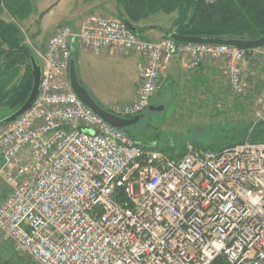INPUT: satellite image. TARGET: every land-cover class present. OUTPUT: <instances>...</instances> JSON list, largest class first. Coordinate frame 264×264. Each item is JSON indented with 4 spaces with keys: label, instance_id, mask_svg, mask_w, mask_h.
<instances>
[{
    "label": "built area",
    "instance_id": "obj_1",
    "mask_svg": "<svg viewBox=\"0 0 264 264\" xmlns=\"http://www.w3.org/2000/svg\"><path fill=\"white\" fill-rule=\"evenodd\" d=\"M19 28L41 67L30 109L0 125V233L20 257L33 264H264V142L187 145L170 157L107 124L67 78L75 42L93 53L141 56L135 100L103 109L131 119L179 58L190 70L204 59L219 63L230 92L243 96L242 64L254 52L264 61V48L150 42L121 20L92 15L79 29L58 27L37 49ZM253 111L252 127L264 123V93Z\"/></svg>",
    "mask_w": 264,
    "mask_h": 264
},
{
    "label": "rangeland",
    "instance_id": "obj_2",
    "mask_svg": "<svg viewBox=\"0 0 264 264\" xmlns=\"http://www.w3.org/2000/svg\"><path fill=\"white\" fill-rule=\"evenodd\" d=\"M53 1L31 0L34 3V10L36 7L40 9L47 8L51 3H57V5L38 21L37 26L30 20L31 24L29 21L20 23L29 42L35 48L37 46L34 39H36V33L39 32L38 28L41 29L42 33L48 32L53 27L64 23L69 18L70 11L76 15H73L72 21L62 25H71L74 20L83 22L86 18L97 15L94 13L85 14L84 12L82 15L80 13L78 15L76 13L77 9L86 0ZM89 1H87V4ZM99 3L102 6L108 3L111 5L116 4L115 0H97V4ZM110 9H114V7H110ZM114 12L115 17L103 18L116 19L117 7ZM173 17L174 15L167 17L157 14L144 24H146L145 27L154 25L156 30H159V28L167 29L171 25ZM7 18L6 15L5 19L7 20ZM144 39L154 40L153 37H145ZM258 58L257 68L259 67L260 69H257L258 74L256 76L242 72L243 80L247 84V90L243 96L236 97L230 92L227 83L219 74L220 64L211 61L212 75L204 81L203 85L198 86L199 90L196 92V97H189V92L192 91L189 81H180L177 87L167 85L160 93L156 94L154 101H152V103L162 101V105L158 107L162 108V110H145L138 115L139 119L134 124L126 128L127 132L135 141H139L140 145L150 146L151 149L161 152H172L176 156L179 153H183L187 145L205 148L219 142L221 137L233 129L242 130L247 126L252 128L255 121V113L259 112V110L253 111V104L257 97L264 93V61L260 57ZM181 59L183 58H179V60ZM37 62L39 63L38 59ZM118 98L116 96H108L100 98L98 101L102 104L100 105L102 108L111 103L123 105ZM8 114L9 112L5 108H0V118ZM5 191L6 185L0 181V203L3 200ZM0 264L33 263L26 258L20 257L12 244L4 240L0 233Z\"/></svg>",
    "mask_w": 264,
    "mask_h": 264
},
{
    "label": "trees",
    "instance_id": "obj_3",
    "mask_svg": "<svg viewBox=\"0 0 264 264\" xmlns=\"http://www.w3.org/2000/svg\"><path fill=\"white\" fill-rule=\"evenodd\" d=\"M115 2L116 19L121 20L126 26L135 28L137 36L149 29L138 28L140 22L161 14L167 17L174 15L167 29L159 28L163 37L171 33L184 37L232 41H254L264 37V0H221L213 5H206L202 0H115ZM193 12L194 19L187 25ZM34 13L31 0H0V108H5L9 112L8 115L1 117L0 121L22 106L32 88L29 59L34 57L37 62V58L24 43L19 26ZM5 15L8 17L7 20ZM125 132L129 135L127 130ZM245 139L253 143L264 142V123L252 128L247 126L242 130L233 129L221 137L219 142L205 148H197L219 150L241 143ZM163 152L175 157L172 152ZM183 153L177 154L176 157L182 156Z\"/></svg>",
    "mask_w": 264,
    "mask_h": 264
},
{
    "label": "crops",
    "instance_id": "obj_4",
    "mask_svg": "<svg viewBox=\"0 0 264 264\" xmlns=\"http://www.w3.org/2000/svg\"><path fill=\"white\" fill-rule=\"evenodd\" d=\"M55 1L56 0L53 2ZM87 1L88 0L81 4L80 8L77 9L76 13L78 15L79 13L82 15L84 12L85 14L94 13L102 18L115 17L114 10L116 9V4L111 5L108 3L107 5L102 6L100 3L97 4V0H90L88 4ZM33 4L34 3H32V5ZM54 4L57 3H51V5H49L47 8L53 6ZM110 7H114V9H110ZM45 8L40 9L36 7L34 10L35 13L27 21L30 20L37 26V23L40 20L39 15L47 9ZM74 14L75 13L70 11L68 16L69 18L64 23L72 21L71 19ZM152 17L155 16H151L150 18L140 22L137 27H145L146 24L144 23H146V21H150ZM62 24L53 27L51 30L45 33H42L41 29L38 28L39 32L36 31V39H34L37 48L42 49L47 39L54 33L55 29ZM81 24L82 22L79 20H74L73 24L71 23V25H68L76 30L81 27ZM138 37L143 40H145V37H153L154 40L146 41L154 42L161 39L163 34L159 30H156L154 25H149V29L144 31ZM70 52L69 67L71 62L78 84L102 110L105 107L102 108L100 106L102 104L98 100L103 97H119L118 100H120L122 104L131 103L135 100L140 83L137 67L142 61L141 56L136 54L122 53L113 49H103L99 53H93L89 49L81 47L77 42L71 45ZM258 57L259 56L257 55V52L249 54L246 61L242 64V72L256 76L258 74L257 69H260L259 67L257 68L259 63ZM210 63L211 61L204 59L196 70H190L187 68L184 59L171 61L163 76L161 77L160 89L156 94L160 93V91L164 87H167V85L177 87L180 81L186 80L190 82V87L192 89V91L189 92V97H196V92L199 90L198 86L203 85L204 81L209 79V77L212 75V64ZM69 67L67 78L70 83ZM156 94L152 97L150 104L152 101H154ZM136 142L140 145L139 141ZM145 147L151 148L150 146Z\"/></svg>",
    "mask_w": 264,
    "mask_h": 264
},
{
    "label": "water",
    "instance_id": "obj_5",
    "mask_svg": "<svg viewBox=\"0 0 264 264\" xmlns=\"http://www.w3.org/2000/svg\"><path fill=\"white\" fill-rule=\"evenodd\" d=\"M122 1V0H120ZM57 4H54L53 6H50L47 8L44 12H42L39 16L41 19L44 15H46L53 7H55ZM194 19V12L192 16L187 21V25H189L192 20ZM127 28L130 30L131 33L134 35H137L136 29L127 26ZM166 37L170 38L171 40L180 43V44H193V45H210V46H227L242 50H256L264 48V37L254 40V41H232V40H222V39H203L199 37H184L179 36L175 33H171L167 35ZM30 65H31V75H32V88L29 93L28 98L26 101L22 104V106L17 109L15 112L10 114L9 116L3 118L0 121V125L8 124L16 120L18 117L23 115L25 112H27L31 105L33 104L39 89V83L41 78V67L39 64H37L34 57H30L29 59ZM69 80H70V86L72 91L75 93V95L79 98L80 101H82L86 106H88L95 114H97L99 117H101L107 124L110 126L120 129V130H126L130 125L134 124L138 119L139 116H135L132 119H123L116 116H113L104 110H102L86 93V91L80 87L76 80V75L74 73V68L72 63L70 62L69 67ZM162 108L157 109V111H161ZM143 146V145H142ZM145 147V146H144Z\"/></svg>",
    "mask_w": 264,
    "mask_h": 264
},
{
    "label": "flooded vegetation",
    "instance_id": "obj_6",
    "mask_svg": "<svg viewBox=\"0 0 264 264\" xmlns=\"http://www.w3.org/2000/svg\"><path fill=\"white\" fill-rule=\"evenodd\" d=\"M162 105V101H159L157 103H151L148 108L146 109V111H151V110H154V111H157V109H159L158 107Z\"/></svg>",
    "mask_w": 264,
    "mask_h": 264
}]
</instances>
